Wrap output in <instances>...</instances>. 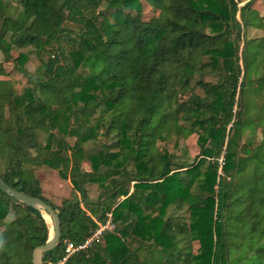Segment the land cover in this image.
<instances>
[{
	"label": "trees",
	"instance_id": "16d2710c",
	"mask_svg": "<svg viewBox=\"0 0 264 264\" xmlns=\"http://www.w3.org/2000/svg\"><path fill=\"white\" fill-rule=\"evenodd\" d=\"M143 1L159 12L148 22ZM255 2L20 0L14 18L0 0V77L10 64L27 79L20 94L0 79V177L60 217V240L43 264H59L67 242L83 244L109 220L114 231L65 264H264V138L255 152L246 138L264 124V103L249 116L251 96L264 91V37L247 38L250 29L264 32ZM104 5L109 17L98 11ZM27 47L39 62L34 73L27 54L14 55ZM205 71L215 81H197L203 96L173 109L178 88ZM165 133L197 137L193 164L158 153ZM41 167L76 196L59 207L47 200ZM90 185L99 187L95 200ZM172 207L188 209L189 225L168 215ZM43 215L0 189V264H32L50 238Z\"/></svg>",
	"mask_w": 264,
	"mask_h": 264
},
{
	"label": "rangeland",
	"instance_id": "374dc122",
	"mask_svg": "<svg viewBox=\"0 0 264 264\" xmlns=\"http://www.w3.org/2000/svg\"><path fill=\"white\" fill-rule=\"evenodd\" d=\"M7 3L8 9L7 12L10 16L17 18L18 14L21 12V5H20V0H4ZM143 14H142V19L143 21H151L153 18H156L159 14L158 11L154 10L151 6H149L146 2L143 1ZM243 4V3H242ZM242 6V5H241ZM105 7L102 6L99 8V12H103V15L106 17H109L111 14V11L105 12L103 10ZM254 7L260 11V15L264 16V0H256ZM73 27V26H69ZM264 37V32L263 31H258L254 29H250L247 32V38L248 39H262ZM6 38L9 40L10 34L8 33ZM69 40V37H62L58 43L57 47L59 49V58L62 61V64L64 66H67L70 64L69 61V52L70 48L67 45ZM24 53L27 54L29 57V61L26 63L25 67L28 71L31 73H34L39 62L36 59V54H35V49L32 47H27L24 49L16 50L14 52V55L17 57V54ZM2 56L0 55V60H2ZM91 66V65H90ZM89 66L88 69L86 68H81L79 70V73L82 74L83 76L87 75V72L91 70V67ZM7 72L9 73L7 77H0V79H11L14 85L15 91L20 94L24 87L27 86V79L19 75L13 68L12 65H6ZM88 70V71H87ZM199 79H204L205 81L209 82H214L215 79L212 76V74L209 71H205L203 76L197 75L195 78L191 79L190 83L188 86H181L178 88L175 96V103L173 106V109L177 108L181 112L187 111L191 108V101L190 97L192 96L193 93H196L198 95L203 96V91L196 86L197 81ZM261 98L258 96H251L253 101H256V106H251L249 110V116L256 118L259 114V107L258 105H262L264 103V91L262 92ZM264 122V120H263ZM179 125L185 127V124L183 121H179ZM264 129V124H258L256 131L250 135V133H247V139H251L254 144L252 145L253 151L255 152L256 146L261 144L263 137L262 130ZM55 133V132H54ZM114 135V134H113ZM41 136V142L42 145L45 144L46 141V136L45 135H40ZM111 140L113 142H116L118 139L113 136ZM164 137L167 140H158L156 143V150L158 153L160 152H166L168 155L172 157L174 162L176 163H185L187 165H191L194 163L196 157L199 155V148L196 144L197 137L196 136H185L182 138L175 137L173 135H166L164 134ZM169 138V139H168ZM245 138V139H246ZM66 140L70 146H73L75 143V139H72L70 137H66ZM88 147H92V145H87ZM91 150V149H90ZM4 160H1L0 158V169H4ZM254 166V164H251L248 170L250 171ZM37 176L39 180L41 181V186L43 190V196L49 200L51 203L55 204L56 206H61L62 201L66 198H74L76 196V193L73 192L72 187L68 181H64L60 178L59 174L57 171L50 170L48 168H37L36 169ZM89 196L91 199L95 200L98 197V192H99V187L98 185H90L87 187ZM42 214L49 216L47 213L44 211H41ZM43 215V216H44ZM169 216H173L175 219L178 221L184 222L186 225L190 223V213L186 207H183L182 210H177L176 207H172L169 210L168 213ZM14 219L13 215L10 216L8 221H11ZM48 226L50 228V239H52L54 235V223L51 217L49 216L48 220ZM3 227V226H1ZM2 231V228H1ZM102 242V241H100ZM100 242H95L94 244H99ZM195 248H197V245L194 244Z\"/></svg>",
	"mask_w": 264,
	"mask_h": 264
},
{
	"label": "water",
	"instance_id": "95a60500",
	"mask_svg": "<svg viewBox=\"0 0 264 264\" xmlns=\"http://www.w3.org/2000/svg\"><path fill=\"white\" fill-rule=\"evenodd\" d=\"M0 189L7 194L8 196L12 197L14 200L18 201L19 203H22L26 206L38 209L40 211H44L47 213L54 223V235L52 239L48 241V243L44 246H39L34 249L33 251V259L32 264H43L44 262V256L47 252L53 250L61 236V220L58 215V213L46 202L33 198L30 196L25 195L24 193H21L19 191H16L9 185H7L0 177Z\"/></svg>",
	"mask_w": 264,
	"mask_h": 264
},
{
	"label": "built area",
	"instance_id": "2783aa9c",
	"mask_svg": "<svg viewBox=\"0 0 264 264\" xmlns=\"http://www.w3.org/2000/svg\"><path fill=\"white\" fill-rule=\"evenodd\" d=\"M220 164L223 165V159L220 160ZM108 216L111 219V215ZM114 229L115 226L111 223V220H109L105 225H100L99 228L92 233L91 237L88 238L83 244L75 245L72 242H67L64 257L59 264H65L67 260L74 254L81 251H86L95 242H100L105 232H111L114 231Z\"/></svg>",
	"mask_w": 264,
	"mask_h": 264
},
{
	"label": "bare ground",
	"instance_id": "6f19581e",
	"mask_svg": "<svg viewBox=\"0 0 264 264\" xmlns=\"http://www.w3.org/2000/svg\"><path fill=\"white\" fill-rule=\"evenodd\" d=\"M44 218L46 219V221L48 222V220H49V216H47V215H44Z\"/></svg>",
	"mask_w": 264,
	"mask_h": 264
},
{
	"label": "crops",
	"instance_id": "0c3cea01",
	"mask_svg": "<svg viewBox=\"0 0 264 264\" xmlns=\"http://www.w3.org/2000/svg\"><path fill=\"white\" fill-rule=\"evenodd\" d=\"M247 1H249V0H244V3H245V2H247ZM244 3H243V4H241V5L243 6V5H244ZM194 244H196V243L194 242ZM194 248H195V246H194Z\"/></svg>",
	"mask_w": 264,
	"mask_h": 264
}]
</instances>
